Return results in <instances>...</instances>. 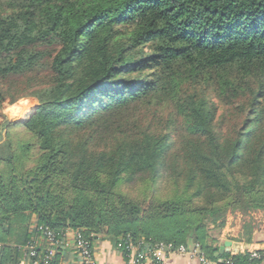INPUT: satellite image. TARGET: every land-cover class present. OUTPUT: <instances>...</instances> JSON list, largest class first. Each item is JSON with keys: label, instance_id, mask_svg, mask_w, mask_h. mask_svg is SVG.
<instances>
[{"label": "trees", "instance_id": "16d2710c", "mask_svg": "<svg viewBox=\"0 0 264 264\" xmlns=\"http://www.w3.org/2000/svg\"><path fill=\"white\" fill-rule=\"evenodd\" d=\"M12 6L0 103L29 96L36 110L0 141V264H18L33 216L228 257L209 230L264 211V0ZM133 182L138 197L121 189Z\"/></svg>", "mask_w": 264, "mask_h": 264}, {"label": "built area", "instance_id": "2783aa9c", "mask_svg": "<svg viewBox=\"0 0 264 264\" xmlns=\"http://www.w3.org/2000/svg\"><path fill=\"white\" fill-rule=\"evenodd\" d=\"M29 232L31 238L21 247L18 264H100L96 258V242L102 237L96 233L84 234L69 225L54 230L39 223L35 216L29 224ZM113 243L124 259L123 264H163L172 254L197 258L201 264H235L232 256L242 254L247 255V261L242 264H264V242L256 248H250L245 242L237 243L229 247L228 257L214 259L208 258L196 245L174 246L142 237L133 239L129 234L113 239Z\"/></svg>", "mask_w": 264, "mask_h": 264}, {"label": "rangeland", "instance_id": "374dc122", "mask_svg": "<svg viewBox=\"0 0 264 264\" xmlns=\"http://www.w3.org/2000/svg\"><path fill=\"white\" fill-rule=\"evenodd\" d=\"M13 1L16 0H0V11L2 13L11 12L13 10ZM20 1H17L16 4H19ZM43 45V44H40ZM210 99L218 106V114L222 116V125L223 128L227 127L229 121L226 120V109L227 107L217 98L214 91H209ZM6 100L3 103H0V141L3 139L4 133L7 129L15 132L16 134L24 133V128L19 125H11L12 123L16 124L19 121H26L36 110V102L34 99L29 96H23L16 99L14 102H8ZM169 108H164L161 112L163 117L167 116ZM139 183L135 184L129 183L121 187L122 191L127 192L130 195L138 197L140 195ZM140 198V197H139ZM147 202V199H144ZM231 222V225H240L246 230V227L253 228L256 231L257 237H264V211L260 209L249 210L248 212L235 211L227 212L225 225ZM224 228V227H223ZM221 230V229H220ZM219 229H210L211 234L219 233ZM98 236L102 238L108 237L103 233H98ZM244 237V233L242 234Z\"/></svg>", "mask_w": 264, "mask_h": 264}, {"label": "crops", "instance_id": "0c3cea01", "mask_svg": "<svg viewBox=\"0 0 264 264\" xmlns=\"http://www.w3.org/2000/svg\"><path fill=\"white\" fill-rule=\"evenodd\" d=\"M231 222L228 225H225L219 233L211 234L209 231V235L215 239L214 245L217 247V251L215 252V256L220 255L222 253H227L229 251V247L235 246L237 243L245 242L250 248L258 247L262 242H264V237H257L256 231L253 228H249L248 232L243 229L242 226L236 224L231 225ZM244 233V237H242ZM249 236L250 239L247 240L246 237ZM225 241H230L231 244L229 246H224ZM194 242V241H193ZM188 243L187 246L192 247L194 245L197 246L199 250V246L195 243ZM220 248L223 250L220 252ZM226 249H228L226 251ZM202 252V251H201ZM203 253V252H202ZM96 258L100 264H123L124 259L122 255L115 249L113 239L101 238L96 242ZM163 264H201L197 258H188L185 256L178 255H168L163 262Z\"/></svg>", "mask_w": 264, "mask_h": 264}, {"label": "water", "instance_id": "95a60500", "mask_svg": "<svg viewBox=\"0 0 264 264\" xmlns=\"http://www.w3.org/2000/svg\"><path fill=\"white\" fill-rule=\"evenodd\" d=\"M231 244V242L230 241H225L224 242V246H229ZM223 250V248H220V252ZM228 249H226V251H227ZM199 251H201V249L199 248Z\"/></svg>", "mask_w": 264, "mask_h": 264}]
</instances>
